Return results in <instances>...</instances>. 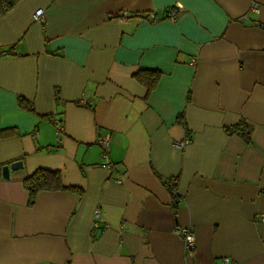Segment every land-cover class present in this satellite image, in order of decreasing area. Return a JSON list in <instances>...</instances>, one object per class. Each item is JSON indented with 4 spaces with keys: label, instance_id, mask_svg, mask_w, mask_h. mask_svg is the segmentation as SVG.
<instances>
[{
    "label": "crops",
    "instance_id": "crops-1",
    "mask_svg": "<svg viewBox=\"0 0 264 264\" xmlns=\"http://www.w3.org/2000/svg\"><path fill=\"white\" fill-rule=\"evenodd\" d=\"M140 70L160 73L150 92ZM38 168L79 192L29 205ZM261 213L264 0H18L0 17V264H264Z\"/></svg>",
    "mask_w": 264,
    "mask_h": 264
},
{
    "label": "trees",
    "instance_id": "trees-1",
    "mask_svg": "<svg viewBox=\"0 0 264 264\" xmlns=\"http://www.w3.org/2000/svg\"><path fill=\"white\" fill-rule=\"evenodd\" d=\"M18 0H0V17L14 7ZM150 92L157 84L160 73L157 70H140L134 75ZM19 105L28 108V104L24 100H19ZM228 132L239 131L246 141H250L251 127L243 121H239L235 125L226 128ZM23 187L28 192V204H33L36 195L41 191H56V190H73L79 192V189L73 186H64L58 171L38 168L33 173L26 175L22 179ZM170 190L174 192L175 185L168 183Z\"/></svg>",
    "mask_w": 264,
    "mask_h": 264
},
{
    "label": "built area",
    "instance_id": "built-area-1",
    "mask_svg": "<svg viewBox=\"0 0 264 264\" xmlns=\"http://www.w3.org/2000/svg\"><path fill=\"white\" fill-rule=\"evenodd\" d=\"M254 8V7H253ZM174 8H170L165 12V17L170 18L172 20H175V13H174ZM33 19L34 20H42L43 17V9L39 8L37 9L34 14H33ZM151 17L153 19H156V17L152 14ZM192 62H194V60H192ZM84 100H80V103H84ZM55 129L56 132L59 133L61 131V124L60 123H56L55 125ZM110 138H111V134L109 132H105L104 134L100 135L97 139V143L100 146L101 150H102V156H106V148L110 142ZM187 143H189L188 139H184L181 141H176L174 142V145L177 147H183L185 146ZM98 210L95 211V217H98ZM259 220L260 221H264V213H261L259 215ZM179 236L182 238L183 243H184V247L187 253L189 252H193L196 249V239L194 234L191 232L190 229L188 228H179L177 230ZM219 264H230V260L229 258H222Z\"/></svg>",
    "mask_w": 264,
    "mask_h": 264
},
{
    "label": "water",
    "instance_id": "water-1",
    "mask_svg": "<svg viewBox=\"0 0 264 264\" xmlns=\"http://www.w3.org/2000/svg\"><path fill=\"white\" fill-rule=\"evenodd\" d=\"M22 167V161L16 160L10 164H5L1 167V173L4 178H9L12 171L18 170Z\"/></svg>",
    "mask_w": 264,
    "mask_h": 264
}]
</instances>
